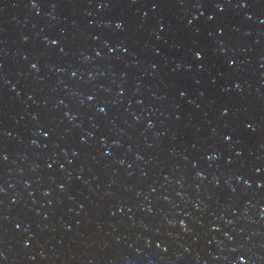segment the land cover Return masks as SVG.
Returning a JSON list of instances; mask_svg holds the SVG:
<instances>
[{"label": "water", "instance_id": "1", "mask_svg": "<svg viewBox=\"0 0 264 264\" xmlns=\"http://www.w3.org/2000/svg\"><path fill=\"white\" fill-rule=\"evenodd\" d=\"M0 264H264V0H0Z\"/></svg>", "mask_w": 264, "mask_h": 264}]
</instances>
